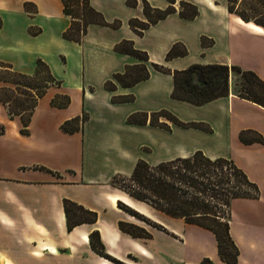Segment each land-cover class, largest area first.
<instances>
[{
	"label": "crops",
	"instance_id": "obj_1",
	"mask_svg": "<svg viewBox=\"0 0 264 264\" xmlns=\"http://www.w3.org/2000/svg\"><path fill=\"white\" fill-rule=\"evenodd\" d=\"M136 1L131 6L126 0H89L106 22L120 23L115 28L89 23L76 42L62 37L70 20L61 0H0V61L32 74L40 58L59 81L38 98L26 134L20 132L19 116L9 118L0 102V264H119L92 249V231L105 253L122 264H196L204 258L226 264L212 230L159 211L111 182L114 175H129L138 159L155 164L196 150L231 158L257 185V198L232 199L229 234L238 249L235 264H264V106L230 90L199 105L175 99L172 74L151 66L173 71L193 63L237 65L264 81V27L229 12L227 0H185L196 5V16L171 12L139 35L129 25L131 18L145 20L141 0ZM146 2L158 9L169 4ZM123 40L148 55V77L131 86L113 78L142 62L115 50ZM175 43L186 53L166 59ZM107 81L113 89L105 87ZM0 87L12 85L0 80ZM64 95L67 105L51 103ZM162 109L203 128L183 127L163 116L156 120L168 128L150 124L151 114ZM137 112L147 114L145 122L128 123ZM83 114L77 130L62 129L66 120ZM247 129L263 141L242 142L239 133ZM122 198L160 228L143 225L118 207ZM63 199L95 211L96 220L68 230ZM120 221L142 227L149 236L130 235L119 228Z\"/></svg>",
	"mask_w": 264,
	"mask_h": 264
},
{
	"label": "trees",
	"instance_id": "obj_2",
	"mask_svg": "<svg viewBox=\"0 0 264 264\" xmlns=\"http://www.w3.org/2000/svg\"><path fill=\"white\" fill-rule=\"evenodd\" d=\"M176 0H168L169 4L164 9L151 7L146 0H141L142 12L145 20L131 18L130 27L142 34L143 29L155 23L167 14L177 11L184 18H193L198 10L195 4L179 0L178 8L174 6ZM228 0L227 9L235 13L244 21H251L264 27V20L251 19L242 12L233 10ZM63 13L69 17V25L62 32V37L81 42L89 23H98L111 27H118L119 20L106 22L102 14L94 9L89 0H61ZM131 6H136V0H126ZM29 3H25V8ZM264 4V3H263ZM1 25V21H0ZM202 43L204 40L201 39ZM115 50L130 54L141 63L127 65L122 73L113 75L122 86H131L134 83L146 79L149 71L145 62L148 55L145 51L136 49L132 42L123 40L115 45ZM185 47L175 43L166 53L165 58L184 55ZM151 66L161 72H169L173 77L171 97L188 101L192 104H202L220 96H226L229 91V77L231 74L239 75L241 82L236 90V95L264 106V97L257 93L258 89L264 90V81L253 71L245 70L237 65L221 63H193L183 69L170 71L162 64L151 63ZM0 80L8 82L12 87H0V102L6 107L9 118L18 115L22 123L20 132L26 134L30 115L47 87L58 84L51 74L48 66L40 59H36L35 70L32 74H24L12 69L9 63L0 61ZM254 83V84H253ZM256 85L257 87H254ZM107 89H113L112 81L105 83ZM257 88V90H256ZM69 102L68 96H62L60 100L52 99L56 106H65ZM145 112H137L127 117L128 123L142 124L146 120ZM153 116H163L167 120L183 127L193 126L203 128L196 122H182L176 119L168 111L162 109L151 114L150 124L168 128L166 123L158 122ZM86 115L73 117L62 125L64 131L77 130L80 122ZM4 132V125L0 124V134ZM239 139L244 143L262 142L263 138L256 131L247 129L239 133ZM113 185L124 191L129 196L143 201L153 208L170 216L181 217L185 222L196 223L212 230L216 237L218 254L226 264H235L238 249L229 234L230 203L238 197L257 198L259 190L257 185L250 181L244 171L239 168L231 158L205 155L201 150H196L188 156H178L163 160L155 164H149L144 159H138L129 175H114L111 179ZM118 207L138 219L148 223L147 217L122 203L117 202ZM63 209L66 216V226L70 230L81 223H91L96 220L95 211L89 210L69 199H63ZM151 225L160 226L154 222ZM121 230L132 236H149V233L135 224L120 221ZM89 242L92 249L98 254L116 263L122 264L105 253L99 239L98 232L89 234ZM196 264H215L208 258H204Z\"/></svg>",
	"mask_w": 264,
	"mask_h": 264
},
{
	"label": "rangeland",
	"instance_id": "obj_3",
	"mask_svg": "<svg viewBox=\"0 0 264 264\" xmlns=\"http://www.w3.org/2000/svg\"><path fill=\"white\" fill-rule=\"evenodd\" d=\"M178 1L179 0L175 1L176 6H178V4H177ZM227 3H228V0H227ZM263 3H264V0H231L230 1V5L232 6L234 11L242 12V13L248 15L253 20L254 19L264 20V4ZM240 82H241V79H240L239 75L231 74L229 77V90L232 91V93L236 94V90L239 87ZM254 87H257V86L254 85ZM256 90H257V88H256ZM257 93L260 97H262V98L264 97V90L258 89ZM153 119L156 120L157 116H153ZM160 119H164V117L163 118L160 117ZM148 220L150 221V223H148L142 219H138V221L140 223H142L143 225L152 226L151 222H153V221L150 219H148Z\"/></svg>",
	"mask_w": 264,
	"mask_h": 264
},
{
	"label": "bare ground",
	"instance_id": "obj_4",
	"mask_svg": "<svg viewBox=\"0 0 264 264\" xmlns=\"http://www.w3.org/2000/svg\"><path fill=\"white\" fill-rule=\"evenodd\" d=\"M238 22L243 24V25H248L246 24L244 21H242L241 19H238ZM249 27L253 30H258L259 28L257 27V25H254V24H249ZM122 201L128 205V206H131V207H134V204L127 198H122Z\"/></svg>",
	"mask_w": 264,
	"mask_h": 264
}]
</instances>
